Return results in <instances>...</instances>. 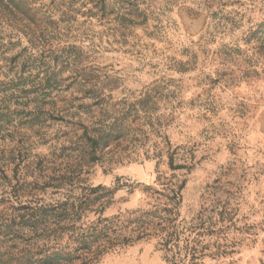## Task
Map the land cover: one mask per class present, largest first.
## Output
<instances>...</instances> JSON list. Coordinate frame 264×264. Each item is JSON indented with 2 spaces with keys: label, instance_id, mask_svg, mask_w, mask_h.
Masks as SVG:
<instances>
[{
  "label": "rangeland",
  "instance_id": "obj_1",
  "mask_svg": "<svg viewBox=\"0 0 264 264\" xmlns=\"http://www.w3.org/2000/svg\"><path fill=\"white\" fill-rule=\"evenodd\" d=\"M35 6L52 11L59 41L81 54L63 70L60 90L31 100L51 112L65 107L69 117L4 124L0 138L24 147L26 165L45 158L68 179L61 188L25 185L18 199L0 186V216L102 185L111 204L96 213L95 203L82 224L101 215L128 225L134 211L157 214L150 225L124 229L143 225L149 236L97 264H264V0ZM22 32L0 8V36L15 52L29 45ZM100 132L109 143L91 151ZM34 167L19 174L33 181Z\"/></svg>",
  "mask_w": 264,
  "mask_h": 264
},
{
  "label": "trees",
  "instance_id": "obj_2",
  "mask_svg": "<svg viewBox=\"0 0 264 264\" xmlns=\"http://www.w3.org/2000/svg\"><path fill=\"white\" fill-rule=\"evenodd\" d=\"M92 1L95 5L100 4L99 10L104 11V0ZM35 3L37 0H0V8L9 11L22 23V33L29 41L28 46L15 52L12 40L5 41L0 36V75H4L0 79V133L8 131L7 125L22 121L41 124L45 115L61 119L69 117L70 110L65 107L59 112H51L45 110L39 100H31L34 95L45 96L53 90H60L65 81L63 70L81 54L74 45L59 41L62 31L52 18V11L46 6L45 11L41 10ZM78 76L75 74L74 80H79L81 88L86 85L83 84L86 79ZM101 133L97 136L99 138L91 140V151L96 145L107 146L109 143L107 136ZM23 149V146L0 140V186L15 197L25 185L31 186L32 190L61 188L67 176L57 174L51 161L45 158L32 160L26 165L22 160ZM31 164H35L38 173L33 181L28 182L19 172ZM86 190L81 198L72 201L68 198L49 205L30 201L28 206L23 205L0 216V264H97L112 249L150 235L146 231L148 227L143 229V225L130 232L124 229L138 222L147 221L150 225L157 212L134 211L128 225L122 224L120 217L111 220L101 215L91 225L82 224L85 212L94 209L95 203L100 201L94 210L96 213L111 204L112 191L109 188L98 185L86 187Z\"/></svg>",
  "mask_w": 264,
  "mask_h": 264
}]
</instances>
